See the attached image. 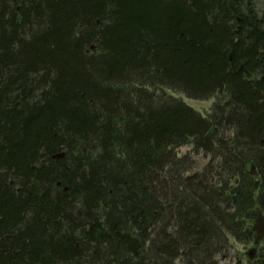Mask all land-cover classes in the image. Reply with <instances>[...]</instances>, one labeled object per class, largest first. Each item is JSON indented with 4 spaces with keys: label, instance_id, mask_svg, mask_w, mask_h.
Segmentation results:
<instances>
[{
    "label": "trees",
    "instance_id": "trees-1",
    "mask_svg": "<svg viewBox=\"0 0 264 264\" xmlns=\"http://www.w3.org/2000/svg\"><path fill=\"white\" fill-rule=\"evenodd\" d=\"M259 216L264 0H0V264H217Z\"/></svg>",
    "mask_w": 264,
    "mask_h": 264
},
{
    "label": "rangeland",
    "instance_id": "rangeland-1",
    "mask_svg": "<svg viewBox=\"0 0 264 264\" xmlns=\"http://www.w3.org/2000/svg\"><path fill=\"white\" fill-rule=\"evenodd\" d=\"M173 96L179 97L185 104H188L190 107L200 112L201 114L208 113L213 105L214 98L208 99H192L187 97L182 93H172ZM190 146H182L177 150L179 155H184L190 151ZM195 161L199 164V168L205 165L208 161V158L200 151L197 155L194 156ZM260 222L256 221L253 224V232L254 236H251V240L249 242H239L232 241L229 250L223 254V256H219L217 258V264H252L248 261V258L245 256V253L248 249L252 247V242L256 238L255 235L258 234L261 230ZM260 249H264V242L259 245Z\"/></svg>",
    "mask_w": 264,
    "mask_h": 264
},
{
    "label": "water",
    "instance_id": "water-1",
    "mask_svg": "<svg viewBox=\"0 0 264 264\" xmlns=\"http://www.w3.org/2000/svg\"><path fill=\"white\" fill-rule=\"evenodd\" d=\"M228 61L231 62L232 61V56H231V52L228 53ZM242 68V67H240ZM249 76V74H247ZM249 173L250 174H253L254 173V170H255V167L254 165H250L249 167ZM28 190L30 193L32 194H35V195H39L41 193L39 187H38V184L36 182H32L29 187H28ZM262 225V231H264V227H263V221L260 223ZM262 234H258L257 236V239L255 240L254 244H257L258 243V240L261 238ZM254 251H255V248H251L249 249L247 252H246V255L248 256L249 259H252L253 258V255H254Z\"/></svg>",
    "mask_w": 264,
    "mask_h": 264
},
{
    "label": "flooded vegetation",
    "instance_id": "flooded-vegetation-1",
    "mask_svg": "<svg viewBox=\"0 0 264 264\" xmlns=\"http://www.w3.org/2000/svg\"><path fill=\"white\" fill-rule=\"evenodd\" d=\"M260 248H257L256 257L253 261H251L252 264H262V260H264V255H261L259 253Z\"/></svg>",
    "mask_w": 264,
    "mask_h": 264
}]
</instances>
